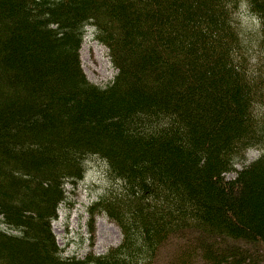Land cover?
Returning a JSON list of instances; mask_svg holds the SVG:
<instances>
[{"label":"trees","instance_id":"trees-1","mask_svg":"<svg viewBox=\"0 0 264 264\" xmlns=\"http://www.w3.org/2000/svg\"><path fill=\"white\" fill-rule=\"evenodd\" d=\"M93 159L90 245L99 215L120 240L65 254L52 223ZM240 240L264 250V0H0V264H156L181 241L176 264H264Z\"/></svg>","mask_w":264,"mask_h":264},{"label":"rangeland","instance_id":"rangeland-1","mask_svg":"<svg viewBox=\"0 0 264 264\" xmlns=\"http://www.w3.org/2000/svg\"><path fill=\"white\" fill-rule=\"evenodd\" d=\"M242 19L243 21H247L248 24L251 22L250 27L252 23L254 24L253 27L255 26L254 20L248 17L244 7L242 9ZM80 59L82 68L88 79L94 83H105L115 74V69L108 58L107 49L94 40L90 31H87L84 35ZM257 155V151L249 150L245 163L253 160ZM245 163H236L234 166L235 168H240ZM233 175L234 172L227 174L228 177ZM107 184L108 180L105 176L104 166L99 159L92 160L81 180L74 184H67V199L60 205L58 217L52 223V230L56 241L63 248L65 254L82 256L90 249L95 253H102L109 246H114L119 242L120 232L118 228L104 215H99L95 218L93 243L90 245L92 239L87 225L88 214L86 208L98 198V195L103 192V188ZM192 239H195V235ZM221 240L224 242L222 243ZM221 240L217 241L221 242L225 247L233 245L232 242L236 241L230 238L225 239L224 237ZM185 244L186 242L182 243L181 241L180 246L172 247L168 256L164 255L169 251L165 249L156 264H176L178 262V254L188 249V246H185ZM219 245L221 244L219 243ZM237 245L241 246V249L250 251L258 249L260 254L264 253L263 249L246 244L243 241ZM189 261L190 264H209L202 257L201 253L197 256L194 253Z\"/></svg>","mask_w":264,"mask_h":264}]
</instances>
